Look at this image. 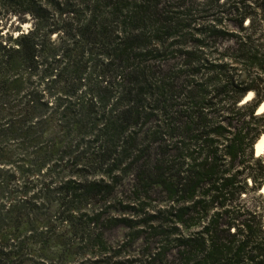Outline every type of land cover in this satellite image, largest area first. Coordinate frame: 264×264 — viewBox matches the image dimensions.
Listing matches in <instances>:
<instances>
[{
    "label": "trees",
    "instance_id": "obj_1",
    "mask_svg": "<svg viewBox=\"0 0 264 264\" xmlns=\"http://www.w3.org/2000/svg\"><path fill=\"white\" fill-rule=\"evenodd\" d=\"M263 100L264 0H0V264H264Z\"/></svg>",
    "mask_w": 264,
    "mask_h": 264
},
{
    "label": "bare ground",
    "instance_id": "obj_2",
    "mask_svg": "<svg viewBox=\"0 0 264 264\" xmlns=\"http://www.w3.org/2000/svg\"><path fill=\"white\" fill-rule=\"evenodd\" d=\"M252 94H253L252 92H249L246 95V99H249L252 96ZM257 112L258 113L264 112V100L259 105ZM255 152L257 154L256 156H260V153L264 154V133L260 136V138L258 139V141L255 143ZM261 193L264 194V184L261 187Z\"/></svg>",
    "mask_w": 264,
    "mask_h": 264
},
{
    "label": "rangeland",
    "instance_id": "obj_3",
    "mask_svg": "<svg viewBox=\"0 0 264 264\" xmlns=\"http://www.w3.org/2000/svg\"><path fill=\"white\" fill-rule=\"evenodd\" d=\"M15 25H16V24H14V27H15ZM28 26H29L28 23H27V24H24V25H23V28L26 29ZM252 97H253V94H252V96H251L249 99H247V100H250ZM245 98H246V97H245ZM245 98L243 99L242 102H244ZM247 100H246V101H247ZM242 102H241V103H242ZM257 111H258V109H257ZM262 113H263V112H262ZM257 114H260V113L257 112ZM254 152H255V146H254ZM255 155H257V154L255 153ZM261 157L263 158V156H261ZM262 160H263V159H262ZM263 163H264V160H263ZM259 194H260V193H259ZM259 194H258V193H255L256 196H258ZM250 196H251V195H250ZM263 221H264V214H263ZM119 235H120V231H117V230H116V231H112L111 233H109V236L112 238V240L115 239V238H117ZM63 254H64V252H63Z\"/></svg>",
    "mask_w": 264,
    "mask_h": 264
},
{
    "label": "crops",
    "instance_id": "obj_4",
    "mask_svg": "<svg viewBox=\"0 0 264 264\" xmlns=\"http://www.w3.org/2000/svg\"><path fill=\"white\" fill-rule=\"evenodd\" d=\"M255 146V145H254ZM256 153V152H255ZM260 156H263V160H264V154L260 153ZM264 195V194H263Z\"/></svg>",
    "mask_w": 264,
    "mask_h": 264
},
{
    "label": "water",
    "instance_id": "obj_5",
    "mask_svg": "<svg viewBox=\"0 0 264 264\" xmlns=\"http://www.w3.org/2000/svg\"><path fill=\"white\" fill-rule=\"evenodd\" d=\"M247 99L245 98L244 102L246 101ZM243 103V102H242ZM260 193H261V190H260Z\"/></svg>",
    "mask_w": 264,
    "mask_h": 264
}]
</instances>
